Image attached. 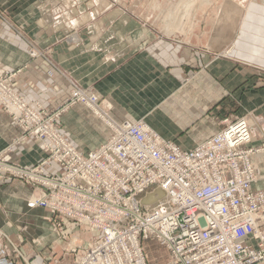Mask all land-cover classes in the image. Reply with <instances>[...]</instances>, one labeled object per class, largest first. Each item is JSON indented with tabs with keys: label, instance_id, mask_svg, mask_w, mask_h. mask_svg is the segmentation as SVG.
<instances>
[{
	"label": "crops",
	"instance_id": "0c3cea01",
	"mask_svg": "<svg viewBox=\"0 0 264 264\" xmlns=\"http://www.w3.org/2000/svg\"><path fill=\"white\" fill-rule=\"evenodd\" d=\"M223 1L0 0V76H11L16 93L49 112L69 101L75 85L92 91L113 107L116 122L144 119L186 150L217 134L221 100L238 98L241 113L251 117L249 147L257 151L253 190L264 192V0L236 1L243 12L232 22L222 14L237 15V9ZM87 113L75 106L60 121L74 146L99 130L75 129L88 125L84 118L93 121ZM23 135L0 106V154L11 166L35 168L48 155ZM110 138L84 151L75 147L88 154ZM44 169L61 171L55 162ZM44 196L31 183L0 174V234L10 253L14 246L23 256L4 250L0 264H75L80 256L70 253L68 242L76 237L82 248L92 244L87 226L58 217L60 232L50 223L53 212L27 206Z\"/></svg>",
	"mask_w": 264,
	"mask_h": 264
},
{
	"label": "built area",
	"instance_id": "2783aa9c",
	"mask_svg": "<svg viewBox=\"0 0 264 264\" xmlns=\"http://www.w3.org/2000/svg\"><path fill=\"white\" fill-rule=\"evenodd\" d=\"M11 79L0 76V106L23 128L22 140L40 142L48 157L22 168L0 154V174L44 191L28 202L30 209L49 210L56 220L64 217L95 234L75 264H150L145 243L151 240L169 252L168 264H264V192L253 190L257 151L249 147V115L226 118L217 134L186 150L144 119L116 122L113 107L92 91L75 85L69 101L49 112L16 93ZM76 105L107 118L111 130V138L88 154L61 132L63 114ZM50 162L60 166L58 174L45 171ZM150 195L156 202L142 204ZM77 242L70 241V253L81 252ZM4 250L12 254L0 243Z\"/></svg>",
	"mask_w": 264,
	"mask_h": 264
},
{
	"label": "rangeland",
	"instance_id": "374dc122",
	"mask_svg": "<svg viewBox=\"0 0 264 264\" xmlns=\"http://www.w3.org/2000/svg\"><path fill=\"white\" fill-rule=\"evenodd\" d=\"M236 1L241 3L240 0H224L223 1V4L234 5L235 8L237 9V15L234 14V13H228V14L227 13L226 14L223 13L222 15H223V20L224 21H227V22L231 21L232 22L234 19H236L235 17H238V21L240 20V17L242 16V12H243V11L241 12V10L243 8ZM242 2H245V5H246L248 0H242ZM31 48L34 49L35 47L33 45H31ZM229 97H230V95H229ZM223 103H225L226 105H224V107H222V110L219 113V116L221 118L220 119L221 126H222V122L226 118L235 119L236 117H240V116H242V117L246 116V115L250 116V114L241 113V111H242V103H241V101L238 98H236V99L234 98L233 100H229L227 102H226V99L221 100L220 105H222ZM76 106L86 107L92 113V114L91 113H89V114L87 113V116L88 117L93 116L94 119L92 121V119L88 120L87 118H84V120L86 122H88V125H86V124L76 125L75 129L85 130L87 128H93V125H94V127H96V128H93V129L95 131H97L98 130L97 128H99V130H98L97 133H92V134L88 135L87 137L81 138V140H77L76 142L72 141V142L80 150L82 148H84V147H95V146H98L99 143H102L105 140V138L107 137V135H109L111 133V130H110V128L107 125V121H106L107 118H100L98 115L95 114V112L93 110H91L89 107H87L85 105H76ZM73 107H75V106H73ZM73 107H71L66 113H64L61 119H63L71 111V109ZM68 118H69L70 121H74L73 117H68ZM100 122L102 123V125H101ZM27 206H28V204H27ZM50 223H51V225H53V228L55 230L58 229L57 228L58 224H61V225L63 224V222H60L58 219L56 220L55 217L51 218ZM63 225H62V227H63ZM57 231H59V230H57ZM60 232H62V231H60ZM1 236H0L1 237L0 238V243L4 244L2 240L3 239L7 240V238H5L2 234H1ZM75 238L76 237H73L71 239V242H74ZM79 241L80 240H78L77 243L80 246L81 252L79 253L78 256H81V253L84 250V248H82V246L80 244L81 242H79ZM68 243L70 244V241ZM145 249H146V253H147V256H148L150 264H168L170 257H168L167 252L162 247L156 245L153 242H148V243H145Z\"/></svg>",
	"mask_w": 264,
	"mask_h": 264
},
{
	"label": "water",
	"instance_id": "95a60500",
	"mask_svg": "<svg viewBox=\"0 0 264 264\" xmlns=\"http://www.w3.org/2000/svg\"><path fill=\"white\" fill-rule=\"evenodd\" d=\"M158 194L160 195V197L164 196V193L162 191H158ZM157 198L155 195H150L147 196L143 201L142 204H152L154 202H156Z\"/></svg>",
	"mask_w": 264,
	"mask_h": 264
}]
</instances>
